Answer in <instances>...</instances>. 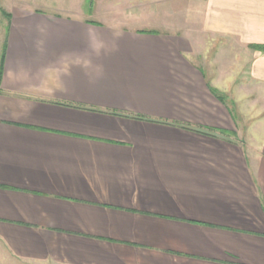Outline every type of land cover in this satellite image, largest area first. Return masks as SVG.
Segmentation results:
<instances>
[{
  "label": "crops",
  "instance_id": "obj_1",
  "mask_svg": "<svg viewBox=\"0 0 264 264\" xmlns=\"http://www.w3.org/2000/svg\"><path fill=\"white\" fill-rule=\"evenodd\" d=\"M195 2L172 32L1 8L0 264H264V121L225 95L264 102V0Z\"/></svg>",
  "mask_w": 264,
  "mask_h": 264
},
{
  "label": "rangeland",
  "instance_id": "obj_2",
  "mask_svg": "<svg viewBox=\"0 0 264 264\" xmlns=\"http://www.w3.org/2000/svg\"><path fill=\"white\" fill-rule=\"evenodd\" d=\"M28 4L46 12H55L65 17L84 18L92 16V20L106 24H120L127 29L173 31L179 24L185 23L198 27V5L195 0H182L159 6V2L151 0H15ZM159 1V0H158ZM11 0H0V10L9 8ZM15 3V2H14ZM171 9V13H170ZM170 13H168V12ZM192 19V21H189ZM179 19V21H176ZM5 20L0 23V56L4 41ZM226 99L234 116L245 122L244 135L249 131L257 132V125L264 121V102L254 103L255 96L241 97L234 87L227 89ZM263 104V105H261ZM250 133V134H253Z\"/></svg>",
  "mask_w": 264,
  "mask_h": 264
},
{
  "label": "trees",
  "instance_id": "obj_3",
  "mask_svg": "<svg viewBox=\"0 0 264 264\" xmlns=\"http://www.w3.org/2000/svg\"><path fill=\"white\" fill-rule=\"evenodd\" d=\"M260 49H262V48H260ZM263 50H264V48H263Z\"/></svg>",
  "mask_w": 264,
  "mask_h": 264
}]
</instances>
